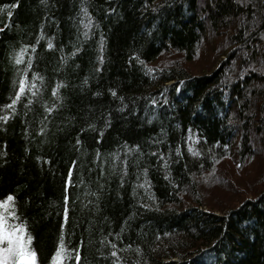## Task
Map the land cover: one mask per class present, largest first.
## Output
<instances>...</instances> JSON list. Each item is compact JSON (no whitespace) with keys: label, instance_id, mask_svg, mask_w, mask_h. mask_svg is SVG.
<instances>
[{"label":"trees","instance_id":"trees-1","mask_svg":"<svg viewBox=\"0 0 264 264\" xmlns=\"http://www.w3.org/2000/svg\"><path fill=\"white\" fill-rule=\"evenodd\" d=\"M0 202L37 264H264V0H0Z\"/></svg>","mask_w":264,"mask_h":264},{"label":"snow or ice","instance_id":"snow-or-ice-1","mask_svg":"<svg viewBox=\"0 0 264 264\" xmlns=\"http://www.w3.org/2000/svg\"><path fill=\"white\" fill-rule=\"evenodd\" d=\"M51 47V45H49ZM24 51L22 50L19 56L16 58V64L23 62ZM29 67L31 65L29 64ZM25 91V80L20 81L19 93ZM115 95V93H113ZM16 99H19L17 94ZM15 104V100L8 107L12 108ZM6 120L7 117H4ZM179 154V152H178ZM197 155V153H193ZM13 197L9 196L7 201H12ZM7 210V202H0V264H37V254L30 249L31 238H25L24 233L26 229L17 225H10L6 221L4 211ZM115 247V245H113ZM63 238L60 242L59 250L55 253V264H60L62 260V254L65 252ZM115 256L116 253L113 252ZM80 256L76 253L75 261L79 264Z\"/></svg>","mask_w":264,"mask_h":264},{"label":"rangeland","instance_id":"rangeland-1","mask_svg":"<svg viewBox=\"0 0 264 264\" xmlns=\"http://www.w3.org/2000/svg\"><path fill=\"white\" fill-rule=\"evenodd\" d=\"M208 43V42H207ZM208 45H209V43H208ZM208 56H209V54H208ZM225 165H223V169L225 168V170H226V168L228 167V169H229V171L231 170V160H227L225 163H224ZM235 170H236V168H235ZM251 171L253 172L254 171V167H253V165H248V166H246V168H243L242 170H236V171H234V170H231L229 173L230 174H223V177L225 178V181L227 182V180H228V182H229V186H232V185H235V184H233V183H230V180H231V176L233 175L234 176V174L236 175V176H240L241 178H242V175L244 176V178H245V180L246 181H251L252 179H254L253 177H254V174L251 176V177H248L247 176V172H249V173H251ZM244 174H246V175H244ZM231 175V176H230ZM240 177H238V178H240ZM227 179V180H226ZM233 179V178H232ZM243 183H247V182H241L240 184H243ZM231 198L233 199L234 197H232L231 196ZM211 201H213V199H210ZM204 207H205V204H204ZM206 208V207H205Z\"/></svg>","mask_w":264,"mask_h":264}]
</instances>
